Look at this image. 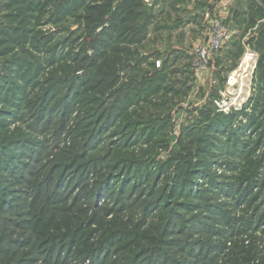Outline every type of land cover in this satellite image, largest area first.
Returning <instances> with one entry per match:
<instances>
[{"label": "rangeland", "instance_id": "obj_1", "mask_svg": "<svg viewBox=\"0 0 264 264\" xmlns=\"http://www.w3.org/2000/svg\"><path fill=\"white\" fill-rule=\"evenodd\" d=\"M61 2L0 0V264H264L260 70L226 112L195 73L108 76Z\"/></svg>", "mask_w": 264, "mask_h": 264}, {"label": "crops", "instance_id": "obj_2", "mask_svg": "<svg viewBox=\"0 0 264 264\" xmlns=\"http://www.w3.org/2000/svg\"><path fill=\"white\" fill-rule=\"evenodd\" d=\"M254 1L256 0H114V7L118 5L117 28L126 37L133 38L125 42V46L136 52V57L129 56L126 63L130 69L133 66L135 71L149 65L150 71L155 73L160 68H156L154 62L161 59L165 70L173 69L175 72L177 68L175 74L183 76L184 80H190L191 74H194L190 68L193 50L207 37L206 20L213 15L220 16L229 29V38L212 57L210 71L197 74L193 83L194 86L195 83L200 85L202 93L221 95L226 88L228 73L235 68L242 55V51L235 55V48L242 49L243 41L252 45L260 34L264 36V6L260 7L262 4ZM261 1L264 4V0ZM243 2L246 5L242 7L240 4ZM90 4H100V1ZM104 26L108 24L105 23ZM256 72L257 67L254 74ZM191 82L190 80L189 86Z\"/></svg>", "mask_w": 264, "mask_h": 264}, {"label": "trees", "instance_id": "obj_3", "mask_svg": "<svg viewBox=\"0 0 264 264\" xmlns=\"http://www.w3.org/2000/svg\"><path fill=\"white\" fill-rule=\"evenodd\" d=\"M33 0H16L17 3L21 4L22 7L26 6L27 8H31ZM98 0H90L89 2H86V0H62L60 6H59V12L57 13L58 16H61V18H67L72 17L74 19H83L85 26L88 28V32L90 35L88 36V39L91 40V43L96 47L98 44L100 47H103V50H95L94 54L99 55L101 52V59H102V72L104 74H107L108 76H113L114 71L116 70L117 65H121L123 62L127 61V58L131 55H134L136 57L135 51H130L128 47L125 46V42L132 40L130 36H125L121 32L118 26V5L114 7V0H99L100 4L91 5L90 3L97 2ZM86 8L87 12L84 15L78 14L75 10L79 7ZM40 5L37 3L35 8L39 10ZM42 8V4L40 9ZM262 9H260V12ZM6 13V12H5ZM4 13V16H1L2 11L0 12V21L3 19V17H6L7 14ZM12 15V14H10ZM15 15L22 16L23 12H16ZM108 24V26H104ZM1 24V22H0ZM16 30L19 31V28ZM85 28V27H84ZM96 29L98 31H103L104 35H102L98 40L92 38L91 36L95 34ZM115 41L119 46L115 45ZM248 43V42H247ZM250 46L251 44L248 43ZM257 46L255 48L259 51L261 46L264 47V36L260 34L256 40ZM242 45V44H241ZM99 47V46H98ZM243 47V46H242ZM252 47V46H251ZM253 48V47H252ZM254 49V48H253ZM255 49V50H256ZM243 52V50H242ZM264 52L259 51V59L257 62V73L259 72V80L262 84L261 89L264 90ZM154 66L155 62H154ZM158 68V67H157ZM104 69V70H103ZM165 66H162V69H159V72H157L156 75H152L153 77H150V81L153 82L154 80H161L162 76L161 73H170L167 70H165ZM113 70V71H112ZM190 80H186L185 86L188 85ZM160 84H156V90H158ZM116 92V91H115Z\"/></svg>", "mask_w": 264, "mask_h": 264}, {"label": "built area", "instance_id": "obj_4", "mask_svg": "<svg viewBox=\"0 0 264 264\" xmlns=\"http://www.w3.org/2000/svg\"><path fill=\"white\" fill-rule=\"evenodd\" d=\"M205 32L207 35L206 40L195 46L191 58L190 67L196 75L210 71L212 68V57L229 38V29L225 21L217 15L207 18ZM242 46V55L235 68L227 76L226 88L221 93V99L215 101L218 109L223 112H226L232 106L234 107L235 101L237 102L239 99L241 102L245 101L246 98H243L245 88L247 87L248 89L249 81L250 84L252 83V75L259 59V52L247 42L243 41ZM155 65L159 67L160 60H156ZM242 77L245 78L243 83L239 82ZM224 92H227L232 97L225 96Z\"/></svg>", "mask_w": 264, "mask_h": 264}, {"label": "bare ground", "instance_id": "obj_5", "mask_svg": "<svg viewBox=\"0 0 264 264\" xmlns=\"http://www.w3.org/2000/svg\"><path fill=\"white\" fill-rule=\"evenodd\" d=\"M244 81H245V78L242 77V78H240V81L239 82H242L243 83ZM247 94H248V91H247V93H244L243 98H245V96H247Z\"/></svg>", "mask_w": 264, "mask_h": 264}]
</instances>
